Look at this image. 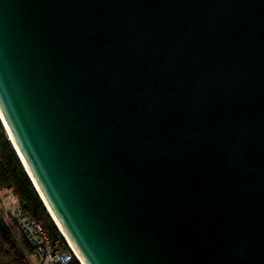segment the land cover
Instances as JSON below:
<instances>
[{
	"label": "water",
	"instance_id": "obj_1",
	"mask_svg": "<svg viewBox=\"0 0 264 264\" xmlns=\"http://www.w3.org/2000/svg\"><path fill=\"white\" fill-rule=\"evenodd\" d=\"M0 116L86 264H264V0H0Z\"/></svg>",
	"mask_w": 264,
	"mask_h": 264
},
{
	"label": "trees",
	"instance_id": "obj_2",
	"mask_svg": "<svg viewBox=\"0 0 264 264\" xmlns=\"http://www.w3.org/2000/svg\"><path fill=\"white\" fill-rule=\"evenodd\" d=\"M6 190L14 192L25 212L41 222L52 238L61 237L0 118V205ZM18 246L0 213V264H28Z\"/></svg>",
	"mask_w": 264,
	"mask_h": 264
},
{
	"label": "built area",
	"instance_id": "obj_3",
	"mask_svg": "<svg viewBox=\"0 0 264 264\" xmlns=\"http://www.w3.org/2000/svg\"><path fill=\"white\" fill-rule=\"evenodd\" d=\"M0 213L28 264H85L62 233L52 238L25 212L12 190L4 191Z\"/></svg>",
	"mask_w": 264,
	"mask_h": 264
},
{
	"label": "bare ground",
	"instance_id": "obj_4",
	"mask_svg": "<svg viewBox=\"0 0 264 264\" xmlns=\"http://www.w3.org/2000/svg\"><path fill=\"white\" fill-rule=\"evenodd\" d=\"M11 141L14 143V145L17 147L18 152L21 154V152H20V150H19V148H18V146H17V144H16V141H15V139L13 138L12 135H11ZM21 156H22V154H21ZM22 159L24 160L23 156H22ZM24 162H25V161H24ZM26 166H27V165H26ZM26 169L28 170V172L30 173V175H31L32 178H33L32 172L30 171V169L28 168V166H27ZM33 179H34V178H33ZM38 188H39V187H38ZM39 191H40V189H39ZM40 192H41V191H40ZM41 194H42V193H41ZM42 195H43V194H42ZM43 197H44V196H43ZM45 201H46V199H45ZM46 203H47V205H48V202H47V201H46ZM48 207H49V205H48ZM49 209L51 210L50 207H49ZM51 213H52V215H53V217H54V219H55V221H56L58 227L61 229L63 235L67 238L68 242L71 244V246H72V247L75 249V251L77 252L78 256L81 258L80 253L77 251V249L75 248V246H74V244L72 243V241L68 238L67 234L64 232L63 228H62L61 225H60L59 220L57 219L56 215L53 213L52 210H51ZM81 260L86 264V262H85L82 258H81Z\"/></svg>",
	"mask_w": 264,
	"mask_h": 264
},
{
	"label": "clouds",
	"instance_id": "obj_5",
	"mask_svg": "<svg viewBox=\"0 0 264 264\" xmlns=\"http://www.w3.org/2000/svg\"><path fill=\"white\" fill-rule=\"evenodd\" d=\"M0 118H1V116H0ZM1 120H2V118H1ZM2 123H3V125H4V127H5V129H6V132H7V134H8V137H9V139H10V141H11V135H10V133L8 132V130H7V128H6V126H5V124H4V122H3V120H2ZM12 142V141H11ZM12 144H13V146H14V148H15V145H14V143L12 142ZM16 149V148H15ZM17 151V150H16ZM18 153V152H17ZM19 155V154H18ZM20 157V156H19ZM21 159V158H20ZM22 161V160H21ZM23 162V161H22ZM24 164V163H23ZM25 166V165H24ZM26 169V168H25ZM27 171V170H26ZM28 172V171H27ZM29 174V173H28ZM30 176V175H29ZM31 178V177H30ZM32 180V179H31ZM33 182V181H32ZM36 190H37V188H36ZM39 193V192H38ZM40 195V194H39ZM43 200V199H42ZM44 202V201H43ZM45 204V203H44ZM46 205V204H45ZM47 207V206H46ZM48 209V208H47ZM49 211V210H48ZM50 213V212H49ZM51 215V214H50ZM51 217L53 218V220H54V222H55V224L57 225V223H56V221H55V219H54V217L51 215ZM57 227H58V225H57ZM58 229H59V231H60V233H62V231H61V229L58 227ZM63 234V233H62Z\"/></svg>",
	"mask_w": 264,
	"mask_h": 264
}]
</instances>
